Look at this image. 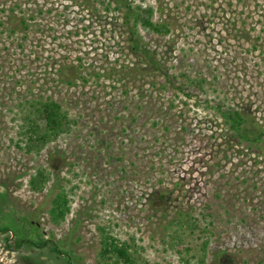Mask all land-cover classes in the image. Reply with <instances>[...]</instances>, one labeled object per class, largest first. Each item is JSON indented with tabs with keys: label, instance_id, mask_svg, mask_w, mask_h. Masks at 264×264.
I'll list each match as a JSON object with an SVG mask.
<instances>
[{
	"label": "rangeland",
	"instance_id": "rangeland-1",
	"mask_svg": "<svg viewBox=\"0 0 264 264\" xmlns=\"http://www.w3.org/2000/svg\"><path fill=\"white\" fill-rule=\"evenodd\" d=\"M46 102L71 125L36 146L26 119ZM5 227L0 264H70L53 244L103 264L100 227L136 264H264V0H0ZM22 236L49 242L9 249Z\"/></svg>",
	"mask_w": 264,
	"mask_h": 264
},
{
	"label": "trees",
	"instance_id": "trees-1",
	"mask_svg": "<svg viewBox=\"0 0 264 264\" xmlns=\"http://www.w3.org/2000/svg\"><path fill=\"white\" fill-rule=\"evenodd\" d=\"M145 14H139V21L142 22L145 28H148L157 33H168L169 30L165 25H158L152 22L151 13L152 9L145 11ZM189 85V84H188ZM184 84L183 88L191 91V88ZM197 87H200L197 84ZM190 95V94H188ZM33 116L27 117L26 133L27 138L32 142H35L36 146L47 145L50 141L57 139L62 133L65 132L66 127L69 128L71 121L68 119V115L62 111L61 106L54 102L41 103L39 107L32 114ZM222 117L235 132L237 136L242 139H246V130L243 128L246 122L245 117L235 109H229L221 112ZM46 181V176L42 171L38 172L37 176L31 180V187L35 190H42ZM70 212V199L65 192L59 193L52 202L50 210L51 218L54 222L60 223L65 220L67 214ZM10 228L1 229V234H8ZM20 232V231H18ZM101 232V253L100 257L104 260L103 264H136L134 257L130 253V245L123 244L119 246L118 240L113 237L106 227H100ZM10 237H6V241H9ZM48 240L33 242L30 239L22 236L20 237L14 246L8 245L9 249H18L22 244H27L30 247H45ZM51 245V244H50ZM52 252L62 259L67 258L70 264H73L72 258L66 251L61 250L56 244L51 246ZM67 255V256H66Z\"/></svg>",
	"mask_w": 264,
	"mask_h": 264
}]
</instances>
